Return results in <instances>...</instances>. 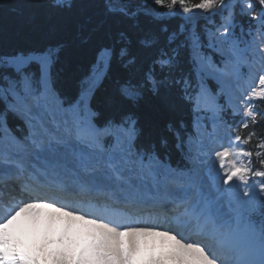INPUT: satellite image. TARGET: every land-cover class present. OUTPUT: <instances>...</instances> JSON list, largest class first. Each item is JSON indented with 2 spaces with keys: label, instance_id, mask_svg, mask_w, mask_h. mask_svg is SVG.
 Listing matches in <instances>:
<instances>
[{
  "label": "snow or ice",
  "instance_id": "6c2138e0",
  "mask_svg": "<svg viewBox=\"0 0 264 264\" xmlns=\"http://www.w3.org/2000/svg\"><path fill=\"white\" fill-rule=\"evenodd\" d=\"M177 5L192 11L187 0L167 7ZM50 6L71 5L51 0ZM138 7L132 0H103L104 15L118 17L123 27L111 33L75 99L56 89L57 49L0 56V264H264V136L254 127L264 117L254 108L255 101L264 103V0L232 6L258 22L259 42L242 38L254 32L242 28L237 35L221 25L210 46L222 60L198 55L195 86L173 74L183 35L161 41L140 26ZM192 8L224 12L229 4L200 0ZM113 60L131 71L109 101L113 114L97 123L101 113L92 98ZM241 66L249 68L244 79L255 81L247 89ZM171 88L191 106L194 123L203 116L213 124L211 132L187 138L169 126L185 157L177 169L154 144L137 146L132 111L149 95L166 101ZM9 113L26 124L23 137L11 135ZM218 125L225 135L217 134ZM241 128L251 130L244 136ZM254 136L255 152L243 147ZM161 215L174 226L150 222Z\"/></svg>",
  "mask_w": 264,
  "mask_h": 264
},
{
  "label": "trees",
  "instance_id": "16d2710c",
  "mask_svg": "<svg viewBox=\"0 0 264 264\" xmlns=\"http://www.w3.org/2000/svg\"><path fill=\"white\" fill-rule=\"evenodd\" d=\"M169 2L170 0H165L164 6H157L153 0H132L135 5L141 6L134 11L142 28L158 32L161 41L165 35L177 31L183 35L178 66L173 74L184 76L193 86L197 82L193 55L196 53L212 60H217L220 56L209 47V32L216 31L228 21L237 35L241 34L242 28L248 33L253 29L249 26L255 25V20L242 14L239 8H235L233 12L232 6L236 4V0H226L231 5V20H234V24L230 19L226 21L228 10L221 12L214 9L209 13L192 8V5L200 0H187V6L192 9L189 13L177 11L180 9L179 5L176 9H169ZM255 2L256 0H253V3ZM50 3L51 0H0V56L57 49L52 68L56 89L63 98L75 99L79 96L82 82L91 75L101 50L111 43V33L116 27L123 25L118 17L104 15L103 0H69L71 6L61 10L52 8ZM115 3L118 5L120 0H115ZM246 38L249 39V36H245V40ZM130 71L129 67L117 60H113L108 66L96 85L92 98V107L101 113L97 123L113 114L114 108L109 101L115 97L118 83L122 82ZM208 83L213 89L217 87L213 81ZM223 101L222 98L221 102ZM254 108L264 112V103L257 100ZM0 109H3L2 103ZM132 111L139 129L137 146L154 144L159 155L166 159L172 168H182L185 163L184 154L168 128L170 125L177 128L185 138L195 135L191 106L181 98L179 89H168L166 101L149 95ZM225 118L230 121L233 119L230 116ZM257 121L254 125L257 136H264V117L258 116ZM7 127L17 136L23 137L26 134L22 121L11 113L7 116ZM250 130L251 128H241L240 134L247 136ZM257 136H254L250 143H244L243 147L255 152ZM162 137L168 141L166 146L160 143Z\"/></svg>",
  "mask_w": 264,
  "mask_h": 264
},
{
  "label": "rangeland",
  "instance_id": "374dc122",
  "mask_svg": "<svg viewBox=\"0 0 264 264\" xmlns=\"http://www.w3.org/2000/svg\"><path fill=\"white\" fill-rule=\"evenodd\" d=\"M229 4V9H228V11L230 12L231 11V5H230V3H228ZM230 18H229V16L228 17H226V21H228ZM225 24H228V25H230L229 24V21L227 22V23H224L223 25H225ZM254 24H255V28H253L252 30H250V31H248V32H254L255 33V35H254V37L253 36H249V39L248 38H246V41L247 40H252V39H255V41L258 43L259 42V40H260V37H259V25H258V22L255 20V22H254ZM218 36L219 35V33H217L216 31H212V32H209L208 33V36H209V47L210 48H212L211 46H210V44H211V42H212V40H213V36ZM243 39H245V37H242ZM217 53L220 55L219 57H217V60H212L211 58H209L212 62H220L221 60H222V56H221V53L220 52H218L217 51ZM200 56V55H199ZM197 57H198V55L195 53L194 55H193V60H194V62L196 61V59H197ZM195 68H196V77L199 79V72H198V69H197V67H196V65H195ZM239 72L241 73V77H242V79H241V85H242V89H247L250 85H252V84H254L255 83V81L254 80H252V79H248V80H245L244 79V77L248 74V72H249V68L247 67V66H241L240 68H239ZM214 83H216L215 81H213ZM239 95H240V91H237L236 92V97H239ZM225 99L224 97H221V99ZM18 118V117H17ZM18 119H20V118H18ZM239 119V117H237V120ZM21 120V119H20ZM22 121V123L24 124V126H25V129H26V131H27V127H26V124L24 123V121L23 120H21ZM194 125H195V123H193V127H194ZM198 125H202V127H203V129L205 130L206 129V131L207 132H211L212 131V121H211V119L210 118H205V117H201V121H200V123L198 124ZM195 136H196V134H195ZM18 137H20V136H18ZM210 171H213L214 172V169H210ZM217 183H219L218 181H217ZM254 193H258V188H256V189H253L252 190Z\"/></svg>",
  "mask_w": 264,
  "mask_h": 264
},
{
  "label": "bare ground",
  "instance_id": "6f19581e",
  "mask_svg": "<svg viewBox=\"0 0 264 264\" xmlns=\"http://www.w3.org/2000/svg\"><path fill=\"white\" fill-rule=\"evenodd\" d=\"M100 55V54H99ZM99 55H98V57H99ZM98 59V58H97ZM22 120V119H21ZM27 127V126H26ZM218 127V135H221V136H223V135H225V133H224V131H223V129H222V127H220L219 125L217 126ZM9 129V128H8ZM212 129H213V124H212ZM10 130V129H9ZM193 130H194V133L196 134V136H197V134L199 133V132H201V131H203L204 129H203V127H202V125L200 126V125H198V124H196L195 123V125H194V127H193ZM11 131V130H10ZM11 135L12 136H14V137H18L17 135H15L14 133H12L11 132ZM224 143H227V140H224L223 141ZM213 146H216V145H213ZM150 222H152V223H159V224H161V225H163V226H165V227H167V226H174V223L173 222H170V221H166L165 220V218L163 217V215H161L158 219H154V220H152V221H150Z\"/></svg>",
  "mask_w": 264,
  "mask_h": 264
}]
</instances>
